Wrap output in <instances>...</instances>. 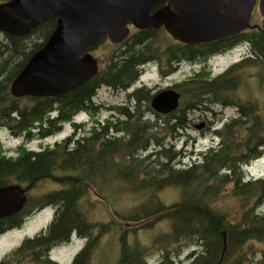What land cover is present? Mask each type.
I'll return each instance as SVG.
<instances>
[{
	"label": "trees",
	"instance_id": "obj_1",
	"mask_svg": "<svg viewBox=\"0 0 264 264\" xmlns=\"http://www.w3.org/2000/svg\"><path fill=\"white\" fill-rule=\"evenodd\" d=\"M56 24L57 19H52L25 38L6 36V43L0 39V129L7 128L13 136H24L27 141L58 134L80 111L96 112L99 107L92 100L101 87L126 89L139 77L136 68L153 60L146 57L153 43H145L154 32L132 34L124 42L123 53L116 50L106 69L77 90L58 98L14 99L10 93L13 80L48 41ZM257 29L241 33L234 42L250 44L252 56L246 62H252L253 68L264 65V30ZM36 32L42 42L28 47L25 41ZM213 50L174 51V57L201 59ZM242 67L244 64L234 66L215 79L201 72L191 83L178 88L200 111L211 113L213 105L232 104L228 101L231 92L245 83L239 74L234 77ZM237 104L245 109H239V117L215 130L219 143L183 168L176 164L183 153L175 152L167 140H176L188 128L186 116L160 117L167 130L161 133L159 121L151 123L121 110L124 120L111 118L105 124L95 123L81 138L75 131L52 149L35 152L20 148L16 157H7L0 145V188L28 189L26 206L11 223L0 227V235L21 228L36 212L53 206L56 213L48 229L36 241H25L16 253H23L27 247L34 250V245L40 244L46 245L47 253V248L77 235L86 239V246L72 264H92L99 241L115 232L120 245L117 264H148V249L138 246L135 238L129 242V238L167 222L169 232L156 237L152 244L162 254L160 264H174V257L180 255L175 247L183 243L200 248L189 255L191 264H236V255L242 264L247 256L255 257L250 244L264 243V212L258 211L264 201V179L247 181L243 169L264 155V117L251 103L239 98ZM50 180L60 190L42 195L30 193L40 182ZM168 188L180 191V200L171 206L159 197ZM115 189L121 194L141 192L144 196L125 214L111 209L108 202V211L114 218L124 219L126 229L112 228L111 218L106 223L93 220L92 206L97 201L93 203L92 196L108 200ZM225 199L238 200L235 214L219 207Z\"/></svg>",
	"mask_w": 264,
	"mask_h": 264
},
{
	"label": "water",
	"instance_id": "obj_2",
	"mask_svg": "<svg viewBox=\"0 0 264 264\" xmlns=\"http://www.w3.org/2000/svg\"><path fill=\"white\" fill-rule=\"evenodd\" d=\"M258 0H9L0 3V33L22 39L57 19L44 46L27 62L10 86L14 99L58 98L84 86L99 73L91 49L108 39L124 43L130 26L165 30L185 44L209 43L255 28ZM264 21V0L259 1ZM181 95L164 92L152 101L162 114L178 110ZM203 123L198 127L203 129ZM27 189L0 188V219L21 212ZM226 244V242H225Z\"/></svg>",
	"mask_w": 264,
	"mask_h": 264
},
{
	"label": "rangeland",
	"instance_id": "obj_3",
	"mask_svg": "<svg viewBox=\"0 0 264 264\" xmlns=\"http://www.w3.org/2000/svg\"><path fill=\"white\" fill-rule=\"evenodd\" d=\"M258 0V4H259ZM258 4L253 15L252 25L259 27L264 30V21L260 15ZM259 30V29H257ZM39 33L32 34L25 41V44L28 47H33V45L41 43L39 40ZM6 35L0 33V39L6 43ZM27 37V36H26ZM154 44L159 45V47H169L172 43V39L167 35L165 31L158 34ZM155 45V46H156ZM121 45H113L108 39L103 40L98 44L92 54L100 63V70L106 69L108 62L111 59L112 55L120 51ZM158 48L154 49L150 55L155 56L154 53ZM168 53V52H167ZM252 54L250 44L241 43L236 49L233 47L228 52L222 54L219 57H214L208 60V65L196 66L190 61H186L182 64L181 69L174 76L169 79H163L159 73V66L156 63L149 64L146 66L145 75L142 77V80L145 84H148L151 88L156 85H162L164 87L170 86L174 89L177 85L184 83L187 79H192L197 76L198 72L203 70L205 75L208 78H218L228 73V71L234 66L244 64L241 70H237V74L234 77L245 78V83L241 86L240 89H237L232 93L228 101L232 104L229 106H222L221 104L213 105L211 107V113H199L194 112L186 117L189 120L188 128L181 132V135L176 140H167V143L174 145L173 150L177 153H183L184 155L181 159L177 160V165L181 164L179 168L183 166H189L193 163L197 157L208 148L212 146L213 134L216 129L220 130L225 124L230 120L236 119L239 114V109H245L239 107L238 99H242L243 102L251 103L255 106L260 115L264 117V65L257 68H253L251 62L248 63L247 59L251 58L248 54ZM167 56V54H165ZM165 63V62H164ZM260 65V64H259ZM259 77H261V83L259 82ZM140 83L137 85L139 86ZM177 86V91L182 93ZM11 93V92H10ZM12 96V95H11ZM97 97L95 98V104L102 108H98L96 112L79 114L74 120L63 125L62 130L44 140L39 138H34L32 141H27L25 137L21 136L16 139L12 137V133L7 128L0 129V145L2 146L3 153L7 157H16L20 151V148H27L30 151L39 152L46 149H52L56 144L63 142L65 139L73 135L75 131L76 136L81 138L89 131L95 123L99 121L105 122L112 121L111 118L124 120V118L119 115L121 111L119 107L129 106V110H134V104H131L126 96V93L120 91H114L106 86H103L98 92ZM182 96H184L182 94ZM150 105V101L148 102ZM192 105L190 98L187 96L183 97L181 101V108L186 109L188 106ZM250 105V106H252ZM110 109L115 110L110 112ZM144 120H149L151 123L159 121L162 123V132L166 133V128H163L165 120L159 119L152 114L147 115L143 118ZM75 121V122H74ZM203 123H206L203 129L199 130L198 127ZM101 124V125H103ZM74 125H77L81 128L75 130ZM119 136V135H117ZM246 169V174L249 179L256 181L259 179H264V155L252 162ZM60 186L53 181H43L35 186L34 189L30 191L32 194H46L56 190H60ZM231 187H229L230 189ZM28 190V189H27ZM29 193V195H30ZM28 194V192H27ZM113 197H109L108 200L98 199L96 196H92V202L97 201V204L92 206L94 211L93 220H98L100 222H108L110 218V226L112 228H124L126 229L125 220L114 218L112 212H109L108 202L111 204V209L119 210L122 213H126L132 206H135L139 201V197H144L141 192L130 193V194H121L118 190L111 191L110 193ZM160 200L166 205L171 206L176 204L180 200V191L176 188H168L161 192L159 195ZM229 210L231 215L235 214L238 208V200L236 199H225L219 207ZM261 208L258 210L264 212V201L262 202ZM55 217L54 208L48 207L41 211L36 212L31 216L25 224L16 230L5 234L0 238V259L9 254H15L16 251L22 246V244L28 239H32L42 233H44L50 224L53 222ZM239 219V217H238ZM236 220V219H235ZM169 232V226L167 222H162L154 229L142 230L137 236L131 235L129 242H134V238L138 241V246L148 249L147 262L148 264H160L162 261V254L159 251V248L152 245L156 237L167 234ZM71 242L62 243L60 246L53 250L52 256L56 261L61 264H72L76 256L84 249L86 246V239H80L78 236L72 237ZM165 238L164 241H166ZM252 250L256 253V259L259 258L261 254H264V243L252 242L250 244ZM171 247V245H170ZM172 248V247H171ZM180 255L174 257V264H191L193 259H189V255L193 251H198L200 248L192 247L190 244H180L175 247ZM173 249V248H172ZM250 259L253 255L248 256ZM120 258V245L118 239V233H110L105 235L98 243L97 250L92 257V264H117ZM255 259V260H256ZM253 259V261H255Z\"/></svg>",
	"mask_w": 264,
	"mask_h": 264
},
{
	"label": "flooded vegetation",
	"instance_id": "obj_4",
	"mask_svg": "<svg viewBox=\"0 0 264 264\" xmlns=\"http://www.w3.org/2000/svg\"><path fill=\"white\" fill-rule=\"evenodd\" d=\"M130 30H131V35L137 34L140 32H148V31L154 32V34L151 36V38L145 44H147V43L149 44L152 42L153 46H152L151 50L153 51L155 48L156 49L158 48V50L154 52L156 54L155 56H153V55L151 56L150 54L146 55V57H148V58L149 57L153 58V60L151 62L141 64L136 68L137 72L139 73V77L134 83H132L130 86H128L124 90H114V91H120V92L124 91L126 93V96L129 100V102L131 104H134V110L130 111L129 106L126 107V105H125V106L119 107L120 111L126 110L133 115L141 116V117H145L147 115L152 114L153 116H156L158 118H160V117H171V116H186V115H189V114L194 113V112L203 113L202 111H200V108H197V105H195V104H192L191 106L189 105L186 109L180 110L181 101L183 100V96H182V93H180L179 91L176 90L177 86H179V85H177L174 89H172V87H170V86L164 87L162 85H156L155 87L151 88L148 84H145L142 80V77L145 75L146 66H148L149 64H152V63L153 64L156 63L159 66V73L161 74L162 78L163 79H169L170 77L174 76L177 72L180 71L181 66L184 62H186V61L192 62V61L197 60V59L188 60V57H186V55L174 57V51H176V52L177 51H185V50L193 48V50H197L198 52H201V51L206 50V49L210 50V49L215 48V50H213L214 52L211 54V55H214V54H218V53L223 52L222 51L223 48H226V50L233 48L236 45V44H234V42L236 41L235 37H228V38H224V39L209 42V43L185 44V43H182L180 41L175 40L172 36L169 35V33L165 30V28H160L157 30L141 31V30H137L136 28H134V26L131 25ZM163 31H165L167 33V35L172 39L171 45L169 47L167 46L165 48L159 47V45L154 44L155 41L157 40L156 39L157 35L162 33ZM120 45H121L120 51L122 54L124 51V43L120 44ZM94 48L91 49V53L94 50ZM167 52L170 54V56L168 54H167V56L165 55ZM97 62H98L99 70H100V63L98 60H97ZM195 78H196V75L192 79H189V80L187 79L184 83L180 84L179 87H181L182 85H184L186 83L187 84L191 83ZM210 79H213V78H210ZM139 83H140V85L137 86ZM168 91H175L181 95L178 110L173 112V113H170V114H162V113L155 111L152 108L153 99L156 96H158L164 92H168ZM149 101H150V105L148 104ZM93 104L95 105V107H98L94 101H93ZM226 106H229V105H226ZM100 109H102V108H100ZM114 111L115 110L110 109V112H114ZM34 133H37V131ZM19 214H20V212L15 214V215L9 216V217L1 218L0 219V227L7 226L9 223H11L13 221L12 218L14 216L19 215ZM11 231L12 230L5 231L4 233H2L0 235V238L2 236H4L5 234L11 232ZM41 235L42 234H40V235H38L32 239H28L27 241L34 242L38 238H40ZM34 247H36V249H34V250H31V248L27 247L23 253H15V254L6 255L5 257L0 259V264H61L58 261H56L54 259V257L52 256V252L54 250V247L47 248V250H48L47 253L44 252L46 250L45 244H40L38 246L34 245ZM251 258L252 259H250L247 256L246 260L242 264H264V254H261L258 259H256V257H251ZM234 259H235L236 264H239L238 255H236L234 257ZM253 259L254 260L256 259V260L253 261Z\"/></svg>",
	"mask_w": 264,
	"mask_h": 264
},
{
	"label": "bare ground",
	"instance_id": "obj_5",
	"mask_svg": "<svg viewBox=\"0 0 264 264\" xmlns=\"http://www.w3.org/2000/svg\"><path fill=\"white\" fill-rule=\"evenodd\" d=\"M192 63H196V64H194V65H196V66H199V65H204V67L206 66V59L203 57V58H201V59H197V60H195V61H192ZM203 70H201V71H199L198 73H201ZM108 88V87H107ZM111 89V88H110ZM97 96H95L94 98H93V100L92 101H94L95 102V98H96ZM204 124H206V123H204ZM206 126V125H205ZM204 126V127H205ZM222 129V128H221ZM214 134H215V132H214ZM216 137L219 139V137L216 135ZM215 137V138H216ZM49 207H52V208H54V211H55V213H56V208L55 207H53V206H49ZM48 208V207H47ZM25 224V223H24ZM23 224V225H24ZM78 238H80V237H78ZM73 238H70V240L68 241V242H71V240H72ZM68 242H65V243H68Z\"/></svg>",
	"mask_w": 264,
	"mask_h": 264
}]
</instances>
